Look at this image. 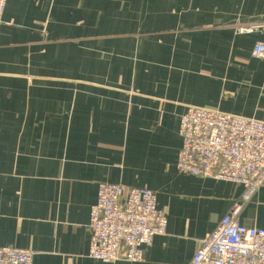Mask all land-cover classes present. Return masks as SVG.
<instances>
[{
    "label": "crops",
    "instance_id": "obj_1",
    "mask_svg": "<svg viewBox=\"0 0 264 264\" xmlns=\"http://www.w3.org/2000/svg\"><path fill=\"white\" fill-rule=\"evenodd\" d=\"M264 0H7L0 37V248L88 257L100 183L156 193L142 262L188 264L244 187L177 168L189 106L264 121ZM241 225L264 229V189Z\"/></svg>",
    "mask_w": 264,
    "mask_h": 264
},
{
    "label": "built area",
    "instance_id": "obj_2",
    "mask_svg": "<svg viewBox=\"0 0 264 264\" xmlns=\"http://www.w3.org/2000/svg\"><path fill=\"white\" fill-rule=\"evenodd\" d=\"M7 0H0V37ZM240 34L264 32V23L241 26ZM253 56L264 60V42ZM182 148L177 168L186 175L244 187L219 226L201 243L188 264H264V229L240 224L243 206L264 189V121L189 106L179 127ZM88 257L102 263H139L144 249L165 236L168 217L154 191L103 182L90 212ZM34 252L0 248V264H33Z\"/></svg>",
    "mask_w": 264,
    "mask_h": 264
}]
</instances>
